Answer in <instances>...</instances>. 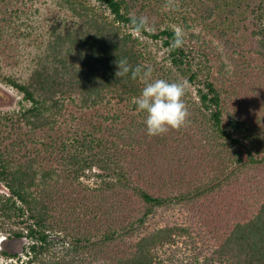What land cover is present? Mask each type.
<instances>
[{"label": "trees", "instance_id": "16d2710c", "mask_svg": "<svg viewBox=\"0 0 264 264\" xmlns=\"http://www.w3.org/2000/svg\"><path fill=\"white\" fill-rule=\"evenodd\" d=\"M96 1L109 14L84 0H0V81L31 104L0 117V223L20 219L29 241L23 258L3 253L16 264H264V77L239 68L264 60V0L221 25L218 0ZM131 15L148 19L139 36ZM208 24L219 76L205 53L194 70L187 46ZM142 36L204 85L199 101L186 89L187 124L160 136L131 102L144 83L115 75L125 59L179 81ZM94 167L111 179L90 188L80 177Z\"/></svg>", "mask_w": 264, "mask_h": 264}, {"label": "rangeland", "instance_id": "374dc122", "mask_svg": "<svg viewBox=\"0 0 264 264\" xmlns=\"http://www.w3.org/2000/svg\"><path fill=\"white\" fill-rule=\"evenodd\" d=\"M88 4L95 6L98 11L104 12L105 14H109V11L105 8L104 5L99 3L96 0H84ZM246 0H218L219 9L218 13L214 16L212 21H214L215 25H221V20L225 17V14H229L230 8H236L238 5L243 6V2ZM264 6V2H263ZM264 14V8L262 10ZM231 16V15H230ZM211 21V22H212ZM227 24L233 22L232 16L230 19L226 18L224 21ZM264 24V17L262 20ZM179 28L175 23L170 21L167 22V25ZM210 25L206 27L205 33L200 37L188 38L187 46H189L193 54L195 56V61L193 68L197 69L200 59L203 57L204 53L209 54L210 64L214 66L213 73L215 76H219L220 73L218 71L221 61L218 55V49L215 47L214 43L210 40V38L214 37L211 35V30L208 28ZM137 36L139 34L135 33ZM188 35V32H186ZM141 46L144 52L147 54L152 63H155L158 67H163L166 72H169L171 77L178 79L179 82H184L186 84V89L190 92L191 97L199 101L198 88H203L204 85L201 80V76L195 82L190 81L189 74H185L180 69L173 66L169 58V49L164 45L163 40H153L148 37L142 36L141 38ZM215 41H218L216 37H214ZM247 59L250 62V66H247L245 62L246 59H242L239 63V68L243 69V71L253 70L256 72H260L264 77V60L257 59L254 55H247ZM258 97L262 98L261 102V112L257 109L256 113H261L264 118V88L261 89V93ZM31 104L24 100V96L15 88L9 86L8 84L0 81V117H3L5 114L16 113L21 111L22 109L28 108ZM233 167L234 164H232ZM231 166V167H232ZM103 171H101L98 167H94L93 169H86L84 173L80 177V181L90 188H97L105 185V182L109 181L111 178L107 177V175L102 176ZM9 194L8 188L0 183V198L3 196H7ZM25 224L18 218L13 219H2L0 223V264L10 263L16 264L17 258H10L5 255L3 251L7 253H15L18 254L19 257L23 258L25 256V248L28 244V239L23 237L19 238L16 235V232L25 231Z\"/></svg>", "mask_w": 264, "mask_h": 264}, {"label": "clouds", "instance_id": "9594fccd", "mask_svg": "<svg viewBox=\"0 0 264 264\" xmlns=\"http://www.w3.org/2000/svg\"><path fill=\"white\" fill-rule=\"evenodd\" d=\"M129 19L136 33L148 26V19L144 16L131 15ZM182 44L183 33L177 29L172 46L178 48ZM117 65L116 77L122 78L131 73V79H139L144 83L140 94L132 97L131 102L136 106L137 112L146 113L144 124L147 135L160 136L170 129L179 130L187 124L189 110L183 100L186 92L184 82L153 78L151 66L132 67L125 59L118 60Z\"/></svg>", "mask_w": 264, "mask_h": 264}]
</instances>
